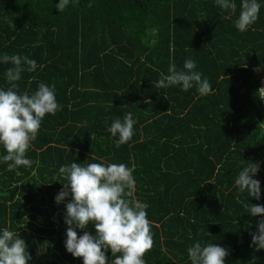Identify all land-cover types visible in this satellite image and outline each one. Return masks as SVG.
<instances>
[{
	"label": "trees",
	"instance_id": "1",
	"mask_svg": "<svg viewBox=\"0 0 264 264\" xmlns=\"http://www.w3.org/2000/svg\"><path fill=\"white\" fill-rule=\"evenodd\" d=\"M232 2L235 13L216 0H70L59 12V0H0V89L11 87L6 71L14 67L3 55L28 57L37 67L22 65L18 92L54 86L60 106L31 142V167L9 171L0 145V233L20 235L28 264H83L66 249L71 195L56 202L67 183L59 168L72 162L134 169V195L149 205L154 240L145 264H191L187 250L196 242L226 248L225 264H264L251 235L264 216L243 206H264V104L255 71L264 68V0L245 32L235 27L242 0ZM189 58L211 94L155 87L170 65L183 70ZM129 112L134 135L117 148L108 128ZM250 163L258 164L259 200L235 185ZM84 231L96 234L93 223L77 229ZM105 254L111 264V250Z\"/></svg>",
	"mask_w": 264,
	"mask_h": 264
},
{
	"label": "clouds",
	"instance_id": "2",
	"mask_svg": "<svg viewBox=\"0 0 264 264\" xmlns=\"http://www.w3.org/2000/svg\"><path fill=\"white\" fill-rule=\"evenodd\" d=\"M72 2L78 3V0ZM69 3L70 0H59L56 7L63 12ZM216 3L222 11H236V4L232 0H216ZM88 6L92 7V4ZM260 8L257 0H242L235 27L240 32L247 31L258 20ZM2 60L14 65L6 71V79L11 87L0 89V145L6 150L2 159L8 164V170L12 171L21 166L31 167L33 161L26 158L31 142L37 138L44 117L47 114L55 115L60 106L56 101L54 86L40 83L32 94L18 92L16 82L25 70L22 65H28V71H35V60L8 54L3 55ZM196 67V62L191 58L185 60L180 71L172 64L168 68L169 74L161 73L155 87L180 85L183 91H188L195 86L201 96L211 94L214 89L207 78L202 79V74L195 71ZM255 71H259V68ZM259 91H264V88ZM144 102L151 103L150 100ZM135 123L130 112L123 122L117 118L111 123L108 131L113 137H118L114 141L117 148L132 139ZM133 171L123 163L82 165L72 162L59 168L67 183H63V189L56 196L57 204L71 195V201L66 204V249L74 257L82 258L83 264H107L105 251L108 249L115 257L111 264H145L144 256L153 248L154 240L151 222L147 218L149 205L140 202L134 195ZM257 172L258 164L250 163L239 172L235 185L240 193L247 191L249 197L259 200L260 182L253 179ZM243 206L253 217L264 216V206L249 203ZM89 223L95 226V236L88 231L78 235L77 229H87ZM251 235L257 250L264 249V219L258 222L257 232ZM187 251L191 264H225L229 254L226 248L217 244L202 246L200 242L194 243ZM30 259L27 245L20 235L4 228L0 233V264H28Z\"/></svg>",
	"mask_w": 264,
	"mask_h": 264
},
{
	"label": "built area",
	"instance_id": "3",
	"mask_svg": "<svg viewBox=\"0 0 264 264\" xmlns=\"http://www.w3.org/2000/svg\"><path fill=\"white\" fill-rule=\"evenodd\" d=\"M259 78V84L257 85V91L261 98L262 103L264 104V91H259V89L264 88V75H261Z\"/></svg>",
	"mask_w": 264,
	"mask_h": 264
},
{
	"label": "crops",
	"instance_id": "4",
	"mask_svg": "<svg viewBox=\"0 0 264 264\" xmlns=\"http://www.w3.org/2000/svg\"><path fill=\"white\" fill-rule=\"evenodd\" d=\"M261 75H264V68H260L259 71H256V76L259 77Z\"/></svg>",
	"mask_w": 264,
	"mask_h": 264
}]
</instances>
